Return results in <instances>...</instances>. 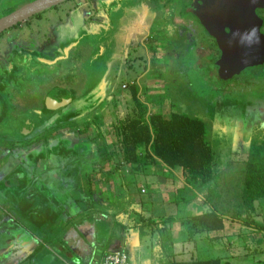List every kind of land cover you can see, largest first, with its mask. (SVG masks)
Returning a JSON list of instances; mask_svg holds the SVG:
<instances>
[{"label": "flooded vegetation", "instance_id": "af4514ba", "mask_svg": "<svg viewBox=\"0 0 264 264\" xmlns=\"http://www.w3.org/2000/svg\"><path fill=\"white\" fill-rule=\"evenodd\" d=\"M31 1L0 4V17ZM136 15L147 19L143 39L136 23L130 28L125 26L126 20ZM162 20L167 24L164 27L157 22ZM262 36L264 0H64L1 31L0 264H31L27 259L36 249L40 253L41 243L37 240L43 241L42 230L61 211L68 215L72 207L80 208L89 186L63 179L64 172L76 178L95 171L96 164L101 173L104 166L100 163L112 162L107 132L110 129L120 145L116 124L124 114L114 115L110 123H105L100 110L108 98L103 94L114 92L112 99L125 95L116 92L117 86H111V80H118L123 72L148 78L159 64L168 66L171 60L167 48L171 45L165 40L171 37L177 39L173 47L184 41L198 42L210 57L209 63H215L229 44L239 47L249 39L261 48ZM77 38L84 41L76 49L71 48ZM141 40L152 48L153 60L147 73L140 70L144 62ZM66 47L71 48L73 59L74 51L87 56L86 71L75 75L60 62L46 75L42 71L46 64L59 58ZM240 51L234 53L238 58L245 55L244 50ZM100 61L101 66L113 65L106 79L95 72L93 62ZM169 77H162L166 93ZM99 79L105 85L96 92ZM123 88L130 94L129 87ZM248 116L253 115H244L235 126L236 136L241 134L240 128L254 130L257 118L246 120ZM12 120L18 123L11 131L8 127ZM93 136L100 149L90 148ZM118 160L120 155L114 162ZM114 168L121 173L117 164ZM55 177L52 182L50 179ZM32 239L36 242L29 245Z\"/></svg>", "mask_w": 264, "mask_h": 264}, {"label": "rangeland", "instance_id": "374dc122", "mask_svg": "<svg viewBox=\"0 0 264 264\" xmlns=\"http://www.w3.org/2000/svg\"><path fill=\"white\" fill-rule=\"evenodd\" d=\"M8 1L10 0H0V4L5 5ZM157 22L160 27L167 25L163 20ZM258 35L259 33H256V36ZM256 38L258 39V37ZM160 39L162 40V37ZM248 40H245L239 47V44L237 46L229 44L226 47L227 51L222 50L221 60L209 63L210 57L205 54L198 42L192 43V41H188L187 43L184 41V45L182 43V45L179 44L177 47H173L177 39L174 37L166 39L165 41L167 43L170 42L171 45L168 46L167 51L168 58H170L172 63L169 61L168 66L159 64L154 70L152 69V77L148 76L146 78V76H143L140 78L141 81L139 78L124 72L118 80H111V86H117L116 92L121 91L125 96L106 100L100 110V114H103L105 123H110L114 115L122 116L124 112H130L129 109L134 103L132 99L125 98L128 90L124 89L123 85H126L127 88L129 84L135 82L139 88H143L142 93L144 94L141 93V100L147 102L151 109L163 112L160 111L162 103L163 114L168 116L171 100L172 103L179 104L178 106L175 105L174 109L202 118L206 122L208 136L215 144L218 152L222 173L218 194L210 193L207 194L206 198L222 209L227 217L233 219V221H227V223L231 224L229 230L233 229L232 233L230 234V231L227 232L220 241L231 244L235 256L234 259H240L241 264H264V198L254 203L256 209L253 212H247L233 205L239 200L238 195L241 190L242 171L240 161L244 158L246 149L253 139L264 138V79L250 75L244 77L247 81L250 80L249 82H227L232 70H235L236 74L255 75L256 68L260 69L259 63L264 64V40H259V47L262 49L255 46V41ZM80 41H84V38L75 39L71 48L75 47L74 49H76L79 47L77 44ZM196 44H199L200 47L194 46ZM140 45V55L144 60L141 63L143 67H140V70L143 73H147L150 70V60H153L152 48L144 40H141ZM71 48H64L59 58L46 64V69L42 71L47 75V73H51L52 67L61 62V66L71 69V72L75 75H81L83 71H86V64L89 60L87 56H80L76 51L73 54L74 59L70 57ZM240 49L245 51L246 56L238 58L234 55V53L242 52ZM255 50L259 51L258 55L255 54ZM93 64L96 67L95 72L101 73L100 76L102 75L104 78L109 76L113 66L110 63L101 66V61L93 62ZM221 69L228 70H224L223 73L225 75H222L223 77H220ZM164 74H170V80L167 82V93L165 92V87L162 86L163 78L160 77V75L163 76ZM85 85L86 83L80 88L84 89ZM107 93L103 94V98L106 99ZM244 109L245 111H243ZM33 114L36 116V111ZM244 115H253L248 116L246 120L252 119L255 121L254 117L257 118L256 124L253 125L255 131H245L240 128L241 134L239 133L236 136L237 129L235 126L238 122L244 120ZM17 123V120H12L8 130L12 131L17 126ZM241 125L243 126L244 122ZM224 128L226 131H224ZM81 131L83 130L81 129ZM107 134L106 139L110 142V151L112 153L111 165H113L115 157L120 155V159H122V148L118 143L116 144L115 136L110 129H108ZM80 135L83 136V132ZM91 139L90 148L93 150L100 149L96 141L97 137L93 136ZM115 148L117 149L115 150ZM94 166L97 169L96 164ZM122 166L120 164L119 170L123 168ZM121 171H125V168ZM114 172L119 171L114 170ZM50 180L56 181V177ZM206 190L208 191L207 188ZM61 199L63 200V198ZM93 210L91 212L92 215L90 214L91 216L95 214L104 216L105 211L101 209L100 205H93ZM51 257L54 259L53 256ZM232 263H234V260H232Z\"/></svg>", "mask_w": 264, "mask_h": 264}, {"label": "crops", "instance_id": "0c3cea01", "mask_svg": "<svg viewBox=\"0 0 264 264\" xmlns=\"http://www.w3.org/2000/svg\"><path fill=\"white\" fill-rule=\"evenodd\" d=\"M146 22V17L136 15L127 19L125 26L130 28L136 23L143 39ZM130 85L132 83L127 87ZM133 85L138 87L135 82ZM142 90L138 87L140 100ZM107 92L106 98L112 99L110 90ZM125 98L131 100V92ZM160 111L164 113L162 105ZM119 146L122 148L121 141ZM145 159L141 156L140 162L132 165L124 163L123 157L113 165L107 160L100 163L104 166L103 173H95V170L76 178L64 172L61 177L65 180L87 183L86 197L90 196L93 201H96V195L102 197L100 206L106 209L104 219L95 221L88 215L92 209H86L83 203L76 209L70 205L72 209L68 215L61 211L56 220L42 230L43 241L37 240L41 243L37 264H85L84 253L96 243L103 245V249L86 259H90L91 264L109 249L124 244L129 264H192L210 259H219L222 264H241L240 259H234L231 244L220 241L227 232L232 233L227 221L233 219L226 216L224 229L213 231L195 219L214 209L222 210L207 200L206 187L191 185L184 169H170L156 157ZM115 164L118 167L122 164L125 171L114 172ZM94 182L102 186L100 194L93 191ZM217 222L213 221V225Z\"/></svg>", "mask_w": 264, "mask_h": 264}, {"label": "trees", "instance_id": "16d2710c", "mask_svg": "<svg viewBox=\"0 0 264 264\" xmlns=\"http://www.w3.org/2000/svg\"><path fill=\"white\" fill-rule=\"evenodd\" d=\"M130 88L134 104L116 124L120 132L123 162L132 165L140 162L141 156L146 158L145 161L156 157L170 169L186 170L189 182L195 188L205 186L208 194H218L221 161L215 144L208 136L206 122L174 109L173 103L170 104L172 110L169 115L165 116L140 100L138 87L130 85ZM240 162L241 190L239 200L233 205L253 212L256 209L254 203L264 198V138L253 139ZM214 210L195 219L209 230H223L226 215L222 210ZM213 221H218L217 225L214 226ZM192 264L222 263L219 259H210L193 261Z\"/></svg>", "mask_w": 264, "mask_h": 264}, {"label": "water", "instance_id": "95a60500", "mask_svg": "<svg viewBox=\"0 0 264 264\" xmlns=\"http://www.w3.org/2000/svg\"><path fill=\"white\" fill-rule=\"evenodd\" d=\"M62 1H64V0H34V1H31V2H29V3H27V4H24L23 6H21L20 8H18V9H16V10H14L13 12H11V13H9V14H7V15H5V16H2V17H0V32L1 31H3V30H5V29H7V28H9V27H11L12 25H14V24H16L17 22H19V21H21V20H23V19H25V18H28L29 16H31V15H33V14H35V13H38V12H40V11H42V10H45V9H47V8H49V7H51V6H54V5H56V4H58V3H60V2H62ZM263 38H264V36H262ZM78 39V38H77ZM261 49V48H260ZM228 49L226 48V46L225 47H223V51H227ZM257 52V54L256 55H258L259 54V51H256ZM100 53H97L95 56H94V58L96 57V56H98ZM221 60V59H220ZM257 63V62H256ZM260 64V69H258V68H256V73H254L255 75H253V74H248V75H246V74H243V73H237L236 74V72H235V70H232L231 72H230V76H229V79H228V83H234V82H240V81H243V82H249V81H247L246 80V78H244V77H248V76H250V75H252V76H255L256 78H260V77H263V73H262V71L264 70V64H262V63H259ZM223 66V65H222ZM222 70V69H221ZM225 71H228L227 69H224ZM224 70H222V73H220V77H223L224 75H225V73H223L224 72ZM235 72V73H234ZM223 75V76H222ZM260 75H262V76H260ZM228 76V75H227ZM250 78V77H249ZM105 85V83L101 80V79H99V81H98V83H97V85H96V87H95V91H97L98 89H99V86H104ZM111 92V91H110ZM52 93H54V92H52ZM112 94H114V92H111ZM50 95V94H49ZM51 97V96H50ZM48 100V99H47ZM50 101V100H49ZM49 101H47V103L49 102ZM98 169V168H97ZM97 169H96V172L95 173H98V171H97ZM115 182V181H114ZM98 183V182H97ZM112 183H113V181H112ZM91 184H93V183H91ZM95 182H94V184H93V187H92V189H93V191L97 194V193H101L102 191L100 190V189H102V187H100V185L99 184H96L95 186ZM110 189H111V187H110ZM112 191V190H111ZM110 191V192H111ZM106 196H108V195H106ZM87 198V199H86ZM85 199H83V201H82V203L84 204L83 205V207H86V209H92V210H89V211H91V212H93L94 210H93V205H100V202H101V200H102V197L100 196V195H96V201H93L91 198H90V196L89 197H86ZM91 205V206H90ZM101 209H103L104 211H106V209L105 208H102L101 207ZM87 212V211H86ZM86 212H85V214H84V217L87 215L86 214ZM91 212L88 214V215H90L91 214ZM88 213V212H87ZM92 215V214H91ZM95 219V221H102L103 219H104V216L102 217V216H98V214H95L94 216H93ZM102 224V223H101ZM100 225V224H99ZM36 242V239H33V241L30 243V245L31 244H33V243H35ZM122 246H124L125 247V244L124 245H118L117 247H115V248H111V249H109L108 251H114V250H117V249H119L120 247H122ZM48 248H49V246H48ZM102 249H103V245H101L100 243H96V244H92L91 246H90V248H89V251L87 250L85 253H84V257L87 259V258H90L91 257V255H93V256H95V255H98L101 251H102ZM38 249H36L35 250V252L33 253V254H31L29 257H28V261H30L31 262V264H33V263H35V264H37V260H36V258H35V256L39 253V252H36ZM84 260L83 262L85 263V264H91V261H90V259L89 260Z\"/></svg>", "mask_w": 264, "mask_h": 264}, {"label": "built area", "instance_id": "2783aa9c", "mask_svg": "<svg viewBox=\"0 0 264 264\" xmlns=\"http://www.w3.org/2000/svg\"><path fill=\"white\" fill-rule=\"evenodd\" d=\"M93 264H129L128 254L124 246L101 255Z\"/></svg>", "mask_w": 264, "mask_h": 264}]
</instances>
